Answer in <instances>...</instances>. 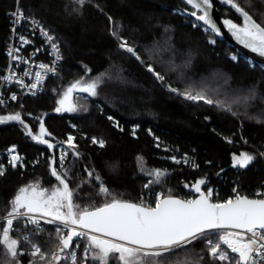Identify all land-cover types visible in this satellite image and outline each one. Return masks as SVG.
I'll return each instance as SVG.
<instances>
[{
    "label": "trees",
    "instance_id": "1",
    "mask_svg": "<svg viewBox=\"0 0 264 264\" xmlns=\"http://www.w3.org/2000/svg\"><path fill=\"white\" fill-rule=\"evenodd\" d=\"M236 3L264 26V0ZM17 4L50 27L61 45L63 60L59 74L48 80L42 93L0 104V116L19 113L23 121L0 123V149L17 143L24 155L23 164H8L0 175V217L10 211V202L20 188L37 182L49 190L59 185L51 174L53 166L67 180L73 203L81 209L91 210L111 199L147 206L146 194L152 185L137 170L140 156L153 169L166 172L168 190L164 196L183 198L187 192L196 199L200 193L194 185L203 180L201 191L207 194L213 186L215 202L234 199L237 193L264 198V67L193 16L194 11L197 16L202 12L187 0H85L83 6L75 0H0V74L6 65L7 13ZM219 10L224 20L242 25L241 15L224 0ZM114 30L140 60L119 47L121 40L111 34ZM149 65L164 81L148 71ZM81 79L102 81L97 95L76 93L71 101L76 111L57 112L68 87ZM169 86L226 100L232 111L188 100L171 92ZM252 90L255 99L245 100ZM41 121L51 134L44 139L52 148L27 133L25 126L32 135H39ZM69 134L75 147H69L60 162L57 146ZM93 138L103 140L104 146L93 143ZM176 152L188 154L191 162L173 161L170 156ZM240 153L254 157L245 168L234 165L233 157ZM101 187L111 195H104ZM257 190L263 193L257 195ZM40 223L37 231L23 218L14 220L11 235L20 239L18 252L22 254L11 260L0 248L5 264H48L32 256L31 244L22 239L29 236L44 253L55 251L56 224ZM6 226L0 220V228ZM223 232L210 231L183 249L155 259L162 264H230L237 254L228 252L229 261H220L210 255L207 244L209 239L219 243ZM87 243L79 238L64 254L75 252L76 264H83ZM61 264L71 261L62 260ZM87 264H97L91 253ZM109 264L120 262L110 254Z\"/></svg>",
    "mask_w": 264,
    "mask_h": 264
},
{
    "label": "snow or ice",
    "instance_id": "2",
    "mask_svg": "<svg viewBox=\"0 0 264 264\" xmlns=\"http://www.w3.org/2000/svg\"><path fill=\"white\" fill-rule=\"evenodd\" d=\"M75 2L83 6L85 0H75ZM224 2L231 5L243 20L242 25H238L232 20H224V25L239 43L260 56H264V26L257 23L248 11L236 3V0H224ZM187 3L202 12V15L197 16L194 11L192 12L193 16H196L199 21H203L209 29L220 34V28L209 14V9L212 7L211 0H187ZM13 15L17 16L18 20L24 19L22 10L13 13ZM109 20L111 21L112 18L109 17ZM111 34L121 40L120 48L126 49L128 53L140 60L135 49L128 46L127 41L119 37L118 31L114 30ZM44 35L50 42L54 39L47 32ZM21 40L24 38L21 37ZM27 42L24 40V43ZM51 46L58 52L56 44L53 43ZM59 58L57 56V59ZM39 67L54 71L44 64ZM148 71L152 72L158 80L164 81V76L156 72L151 65L148 66ZM6 79H11V77ZM41 79L40 73H36V83L31 87L35 88ZM101 83L102 81L99 79L88 82L82 79L77 80L68 87L63 98L59 101L60 107L56 111H76L75 105L71 103L72 93L78 91L87 93L89 96H96ZM169 90L188 100L204 101L210 105L215 104L226 111H232L231 104L226 100H213L207 97L203 91L193 94L192 89L189 88L180 92L171 86H169ZM11 98L16 99L15 95ZM249 98L255 99L254 90L250 92L249 97H245V100ZM238 102V100L232 101V103ZM6 121L23 123L19 113L0 116V123ZM25 127L33 140L47 144L49 148L54 147L44 139L45 135L51 134L44 128L42 121L39 135H32L31 129ZM73 141L74 137L69 136L67 143L70 148L75 147ZM93 143H99L101 147L104 146L103 140L97 141L94 138ZM10 151L14 152L15 149ZM63 159L62 155L61 162ZM253 159L254 157L248 153H240L233 157L234 165L241 168L247 167ZM18 160L20 157L13 155L10 161L13 167L16 166ZM52 163L55 164V159ZM2 174L3 169L0 168V175ZM51 174L59 181L60 186L49 191L47 188H42L37 182L20 188L18 195L10 202V211L5 217L0 218L7 225L0 228V248L3 249L4 257L16 260L18 255L22 254L18 252L20 239L13 238L11 235L14 231V220L24 218L28 223L38 226L40 219L34 214H39L41 218H51L46 221L47 223L58 222L63 226L56 228L58 243L56 250L49 253L42 252L37 244L32 243L29 236L22 237L24 241L31 244V255L38 256L41 261L47 260L48 264H61L62 260L68 259L71 264H76L75 252H68L66 256L61 255V253L72 249L75 238H85L88 241L83 252V264H87L90 253L91 259L97 264H109L110 254L111 258L119 261L120 264H162L155 258L175 253L187 244H191L193 240L206 236L211 230H225L219 236V240L227 245L232 253L237 254V258L230 264H264V199H249L237 194L235 199L212 203L211 192L205 194L201 191V185L204 184V181L201 180L194 185L195 191L200 193L199 199L180 200L160 193L154 207L146 206L143 203L111 199L103 206L89 210L88 207L81 209L78 204L73 203V191L69 188L67 180L57 172L54 166ZM89 175L92 174L89 173ZM154 175L159 178L163 173L156 170ZM97 179L99 178L97 177ZM157 182H159L158 179ZM101 192L106 196L111 195L104 187H101ZM22 209L25 211H21ZM228 229L238 231H228ZM36 230L40 231L41 229L37 228ZM65 230H67L66 234ZM207 244L210 246L209 253L214 259L229 261V254L221 248L220 243L213 244V241L209 239ZM75 247L79 248V243ZM0 264H5V260L0 259Z\"/></svg>",
    "mask_w": 264,
    "mask_h": 264
},
{
    "label": "built area",
    "instance_id": "3",
    "mask_svg": "<svg viewBox=\"0 0 264 264\" xmlns=\"http://www.w3.org/2000/svg\"><path fill=\"white\" fill-rule=\"evenodd\" d=\"M20 10L22 9L17 4L15 8L7 13L9 16V31L4 50L6 65L0 74V101H3L0 104L17 101L21 95L35 96L42 93L48 80L59 74L63 60L61 45L50 27L46 26L38 17L27 14L23 10L24 19L18 20L17 16L13 15V13H18ZM45 32L54 38L51 42L44 35ZM21 37L28 42L24 43ZM53 43L57 45L58 52L52 48L51 45ZM57 56L60 58L57 59ZM41 64L47 65L49 68L54 69V71L41 69L39 67ZM36 73H40L42 79L35 88H32L31 85L36 83ZM7 77H11V79H6ZM13 95L16 97L15 100L11 98ZM13 148L15 151H10ZM13 155L20 157V160L16 164H23L24 155L20 152L17 143L0 149V168L3 169V172L6 166L11 164L10 161ZM36 216L39 219L38 215ZM23 220L28 227H41V223L37 226L28 223L24 218ZM228 231L238 230L228 229ZM219 243L223 250L231 252L227 245H224L221 241Z\"/></svg>",
    "mask_w": 264,
    "mask_h": 264
},
{
    "label": "rangeland",
    "instance_id": "4",
    "mask_svg": "<svg viewBox=\"0 0 264 264\" xmlns=\"http://www.w3.org/2000/svg\"><path fill=\"white\" fill-rule=\"evenodd\" d=\"M235 57V56H233ZM87 82V81H85ZM80 93V92H78ZM62 99V97H61ZM69 136L73 137L72 134H69ZM94 139V138H93ZM95 140L97 141H100L98 140L97 138H95ZM74 144V143H73ZM99 144V143H98ZM57 149H58V159L59 161L61 162L60 160V157L63 155L64 156V159L63 161L65 160L67 154H68V149H69V145L67 143V140L64 142V143H61L57 146ZM170 158L173 160V161H183L184 163H190L191 162V157L188 155V154H184V155H180L178 152L172 154L170 156ZM62 161V162H63ZM137 170L140 174H143V175H146L148 177V185H152V189L150 191L147 192L146 196L148 197V200H147V206H152L153 207L155 206V202L157 200V197L160 193H163L164 195L167 194V186L165 184V178H166V172L165 171H161L163 173V175L159 178H157L154 173L156 172L155 169H153L149 164L148 162L146 161V159L142 156H140L137 160ZM157 179L159 180V182H157ZM60 185H57L56 187H58ZM26 187V186H25ZM51 191V190H49ZM211 192V201L215 202L214 200H212L214 198V195L216 194V190L213 186H210L208 187V190H207V193L208 192ZM257 195H260L262 194L263 192L261 190H257L255 192ZM239 194V193H237ZM236 194V195H237ZM182 197L186 200H193V195L191 193H187L185 192ZM229 199V198H228ZM215 203H219V201H216ZM21 211H25V210H21ZM38 215L39 219L40 220H45L47 221L48 219H51L50 217H43L41 218L39 216V214H36ZM56 224V228L57 227H63L62 225H60L58 222L55 223ZM66 231L65 230V234H66ZM39 246V245H38ZM40 247V246H39ZM32 251V249H31ZM67 254H64V256H66Z\"/></svg>",
    "mask_w": 264,
    "mask_h": 264
},
{
    "label": "water",
    "instance_id": "5",
    "mask_svg": "<svg viewBox=\"0 0 264 264\" xmlns=\"http://www.w3.org/2000/svg\"><path fill=\"white\" fill-rule=\"evenodd\" d=\"M222 3V0H211L212 7L209 9V14L211 18L216 22L217 26L220 28V34H217L220 38L227 41L229 44H231L233 47L236 48L242 55L247 56L252 61L260 64L264 67V56H260L258 53L253 52L251 49L245 47L243 44L239 43V41L232 35V33L229 31L227 26L224 25L223 21V15L221 11L219 10V4ZM78 93V91H74L72 93L71 101L74 98V95ZM60 105V104H59ZM248 197V196H246ZM180 200H186L181 197H173ZM249 199H264L260 197H248ZM196 199H199L196 198ZM235 199V198H234ZM194 200V199H193ZM212 203H215L211 201ZM222 203V202H219ZM213 231V230H211ZM79 238H75L73 241V244L78 240ZM62 256H64V253H61Z\"/></svg>",
    "mask_w": 264,
    "mask_h": 264
}]
</instances>
